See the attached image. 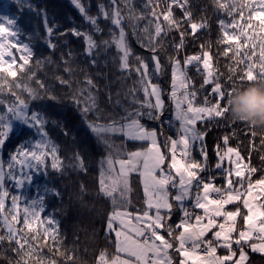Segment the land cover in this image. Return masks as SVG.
I'll use <instances>...</instances> for the list:
<instances>
[{
    "label": "snow or ice",
    "instance_id": "snow-or-ice-1",
    "mask_svg": "<svg viewBox=\"0 0 264 264\" xmlns=\"http://www.w3.org/2000/svg\"><path fill=\"white\" fill-rule=\"evenodd\" d=\"M161 0H143L137 7L135 0H68L73 16L67 12L56 14L52 22L47 21L48 8L39 9L29 6V11L40 17L41 23H47L44 35L40 38L47 40L49 55L38 57L35 63H56L63 68V73L57 74V85L72 87L73 50L61 51L58 60H53L60 45V37L75 38L83 43V55L87 62L96 67L101 48L107 52L114 48L116 55L113 64L119 72L118 79L123 82L125 74L131 76L134 72L138 79L125 98L129 96L128 105L121 103L119 93L113 101L109 92L107 102L119 107V113L113 111L103 123L88 122L87 129L92 133L105 132L112 136H121L123 142L139 143L140 147L128 150L126 155L123 148L112 149L116 145L105 139L104 144L109 153L101 166L106 163V170L99 174L97 188L101 186L100 177L104 172L109 173L114 183L111 194L107 197L112 204V211L106 221L107 236L115 239L122 233L131 237L124 244H117L113 257H108L111 264H187L189 260L199 264H250L247 250L264 255V220L257 223L256 229L245 225L252 207L260 209L264 214V168L258 169L242 155L239 145L231 146L230 141L236 135L224 134L222 143L216 145L215 169L223 177V185L217 186L216 175L209 163V153L206 144L213 126H221L226 119V103L232 87L225 82L219 72L215 60L211 67L206 59L211 58L209 51L205 55L203 45L193 54H184L186 48L185 34L178 32L179 39L174 40L173 51L167 53V71L161 61V50L167 37L165 27L176 24L177 16L174 9H180L182 19L188 21V30L193 37H199L204 30L210 31L206 19L200 21V27L193 23L192 0H166L167 8L160 9ZM15 7V12L12 9ZM95 9V11H93ZM201 12L204 9H200ZM24 12L23 0H0V64L10 67L18 76L16 84L20 87L19 70L29 71L33 64L35 52L30 43L19 44L18 38L23 34L19 16ZM79 19L82 23L77 24ZM227 22L219 19L218 27L224 28ZM143 34V35H142ZM135 37L141 48L150 53L148 57L136 54L132 49L129 37ZM31 40L32 37L29 36ZM16 42H13V41ZM19 53V62L15 53ZM134 61V63H133ZM27 62V67H26ZM107 64V62H105ZM194 68L201 77L199 89L193 83V77L188 75ZM169 76V90L165 92L161 83L153 82V76ZM257 77L259 73H255ZM242 83H250L246 75L241 74ZM42 89L49 90L43 80L37 78ZM138 85L139 87H136ZM208 86V87H205ZM199 90L206 93L210 90L212 98L207 95L198 99ZM143 93V99L137 93ZM30 100H22L18 96L5 104L4 113H0V151L13 135L14 125L20 124L26 129H34L40 137L39 141H25L10 155L8 168L16 165L22 168H36L40 163L45 165L47 156L51 155L52 168L63 171L64 165L58 155V147L50 142L48 135V117L44 115L49 105L30 102L39 101L38 92L27 90ZM174 106V119L178 122L176 136H167L163 132V120L166 108L164 99ZM70 103L74 105L85 120L93 114L96 120H101L105 113L100 107V96L91 76H86L79 87L70 93ZM148 119L161 124V129L149 127L142 121ZM64 137L71 136L70 127L62 128ZM164 136L161 140L160 137ZM249 142L255 147V138L247 132ZM74 139V138H73ZM198 146L199 158L193 156ZM69 166L77 168L85 161L84 155L77 149H70ZM179 154V158H178ZM264 159V157H262ZM227 160L229 167L224 166ZM35 162V163H33ZM117 165L119 166L117 168ZM0 161V192H7L3 181L5 176L16 181L17 187H22L23 179H17L12 171L5 173ZM87 173L88 168L84 167ZM260 172V175H256ZM136 174L143 186L145 207L134 215V223L140 227L125 228L116 217L124 213L126 219H133L132 211H124L125 196L131 193V176ZM30 181L31 177H27ZM175 190L174 192L172 190ZM48 194L62 198L63 193L58 188L46 189ZM151 193V198H149ZM84 188H81V196ZM214 194V195H213ZM104 195V193H101ZM18 197L13 196L14 201ZM230 199V203H224ZM44 196L34 199L29 210L40 213V220L45 221L49 228L58 231L55 226L58 221L55 216L46 217ZM251 201V204L247 203ZM190 202V204H189ZM217 202L224 204L223 208L214 209L211 205ZM228 205H233L228 208ZM119 210V211H117ZM179 212L178 220L174 214ZM236 219L233 220L232 216ZM27 218V216L25 217ZM239 218V220H238ZM0 218V223H4ZM190 245V247H189ZM220 249L223 252L220 253ZM203 251V257L198 253ZM182 257L183 259H180ZM100 257H97L99 260Z\"/></svg>",
    "mask_w": 264,
    "mask_h": 264
},
{
    "label": "trees",
    "instance_id": "trees-1",
    "mask_svg": "<svg viewBox=\"0 0 264 264\" xmlns=\"http://www.w3.org/2000/svg\"><path fill=\"white\" fill-rule=\"evenodd\" d=\"M139 7L143 0H135ZM95 3V0H93ZM193 3V23L200 27V21L206 19L210 25V31L204 30L199 37H193L188 30V21L181 20L182 13L176 8L173 11L177 16L176 24L166 26L167 37L161 50V61L165 64L167 71V53L173 51L171 45L174 40H178V32L185 34L186 48L181 55L193 54L199 51L201 44L205 54L211 52L210 63L215 60L217 68L226 83L232 85L228 90L231 92L228 99L241 86L240 75H246L250 81L264 78V0H192ZM239 4V6H237ZM24 12L19 16L20 27L23 34L18 38L19 44L30 43L35 56L29 71L19 70L20 87L16 84L18 76L14 74L10 67L0 64V100L5 104L11 102L15 97L22 100H30L27 90L38 92L39 101L31 100L33 104L44 103L49 105L44 115L48 117V135L50 142L58 147V155L64 165L63 171L59 168H52V157L47 156L45 165L40 163L39 171L34 168L25 169L16 165L13 169L8 168L10 155L15 154V150L25 141H39L40 137L35 134L34 129H26L20 124L14 125L13 135L0 151V161L3 162L5 173L12 171L17 179L25 182L22 187L16 186V181L5 176L3 181L7 192H0V218L5 221L0 223V264H108V257H113L116 252L115 238L107 236L105 227L106 221L112 211V204L106 195H101L97 182L101 170V161L105 160L109 149L105 147L104 141L116 145L112 149L113 155L116 149L123 148L124 154L128 150H135L140 147L139 143L128 141L126 144L119 135L112 136L108 133H92L87 129L88 122L103 123L108 115L113 111L119 113L121 108L113 106L107 102L110 92L113 101L119 99L124 105H128L129 96L125 98V93H129L138 79L133 72L131 76L125 74V79L121 82L119 72L113 64V57L116 55L115 49L110 48L105 52L100 50L96 67H92L83 55V43L75 38L60 37V45L53 60H58L61 51H67L68 47L73 50L72 65V87L67 88L57 85V74L63 73V68L56 63L44 62L35 63L38 57H47L49 50L46 39H42L47 23L42 24L40 17L29 11V6L45 9L48 8L47 21H53L56 14L67 12L70 16L74 13L68 5V0H23ZM167 8L166 0H161L160 9ZM200 9H204L203 12ZM15 12V7L12 9ZM95 11V9H93ZM227 22L224 28L218 27V20ZM77 24L82 23L78 18ZM143 35V34H142ZM29 36L32 39H29ZM132 49L136 54L148 57L150 53L141 48L135 37H129ZM13 42H16L15 40ZM15 53L19 62V53L16 49H11ZM107 62V64H105ZM134 63V61H133ZM27 67V62H26ZM255 73H259L257 77ZM65 76L68 73H63ZM188 75L193 77V83L199 89L201 77L196 74L195 69L189 70ZM86 76H91L95 82L100 96V107L104 110V117L96 120L93 114L88 115L85 120L77 111L76 107L70 103V93L81 85ZM43 80L45 85L51 86L50 91L42 89L37 82ZM159 82L164 87L165 92L169 90V76H153V82ZM139 87L138 85H135ZM208 87V86H205ZM207 95L212 98L210 90L206 93L199 90L198 99H203ZM138 98L143 99V93H137ZM167 102V95L164 97ZM226 103V101H225ZM170 107L165 108L163 117V132L167 136H176L178 122L172 119L169 113ZM5 105H0V113H4ZM228 107L226 105V112ZM149 127L161 129V124L148 119L142 121ZM70 127L71 136L64 137L62 128ZM250 131L255 138V147L249 142L247 132ZM236 135L231 139V146L239 145L245 162L258 169L264 168V136L257 134L255 130L246 124L234 123L227 119L222 125L213 126L206 137V144L209 153V163L213 173L216 175V185H223V177L219 170L215 169L216 145L222 143L220 139L224 134ZM74 138V139H73ZM161 140L164 139L162 135ZM79 150L85 158L82 165L77 168L69 166L70 149ZM193 156L199 158L198 146L193 151ZM35 163V162H33ZM104 166V165H103ZM84 167L88 168L87 173L83 172ZM257 176L260 172H257ZM27 177H31L29 181ZM84 194L81 196V188ZM58 188L62 193V198H57L46 192V189ZM13 196L18 197V201L13 200ZM39 196H44V206L46 208L43 216H55L59 222L55 229L49 228L45 221L40 220V213L36 210H29L28 205ZM124 210L133 213L143 210L144 197L142 186L136 174L131 176V193L129 198H124ZM27 216V218H25ZM180 213L174 214L173 220H178ZM100 257L97 260V257ZM250 264H264V256L250 252L248 254Z\"/></svg>",
    "mask_w": 264,
    "mask_h": 264
},
{
    "label": "clouds",
    "instance_id": "clouds-1",
    "mask_svg": "<svg viewBox=\"0 0 264 264\" xmlns=\"http://www.w3.org/2000/svg\"><path fill=\"white\" fill-rule=\"evenodd\" d=\"M226 105V119L246 124L258 135L264 136V78L241 86L226 101Z\"/></svg>",
    "mask_w": 264,
    "mask_h": 264
},
{
    "label": "rangeland",
    "instance_id": "rangeland-1",
    "mask_svg": "<svg viewBox=\"0 0 264 264\" xmlns=\"http://www.w3.org/2000/svg\"><path fill=\"white\" fill-rule=\"evenodd\" d=\"M206 59H207V62L209 64V67H211L210 58H207V55H206ZM167 106L170 107L169 113L171 114L172 119L175 121V119H174V111H173L174 106L171 104V102L168 99H167V102H166V107ZM103 133H105V132H103ZM224 166L225 167H229L230 166L228 164L227 160H225ZM118 167L119 166L117 165V168ZM106 168H107V164L105 163L103 168L101 167L100 172L102 170H106ZM25 169H27V168L25 167ZM100 179H101V186H100L101 193H104V195L109 196L111 194V191L113 190L112 187H111L113 185V183H114L113 179L111 178V176L107 172H104L103 175L100 177ZM141 186H142V184H141ZM172 191L174 192L175 190L173 189ZM142 194H143V197H144L143 186H142ZM125 198H129V196H125ZM149 198H151V193H149ZM230 202H231L230 199H226L224 201V203H230ZM247 203L251 204V201H248ZM144 207H145V199H144ZM211 207L214 208V209H220V208L224 207V204H221V203L217 202L216 204L211 205ZM227 207L228 208H232L233 205H228ZM117 211H119V210H117ZM124 211L127 212V210H124ZM135 214L136 213H133V219H126L125 216H124V213H120L116 217V219L119 220L121 223H123L125 228H131V229L139 228L140 224L139 223H134V215ZM232 219L235 220L236 217L233 215ZM238 220H239V218H238ZM261 220H264V214H261L259 208H256V207L253 206L252 210L248 214L247 219L245 220V225H247L251 229H256L257 223H259V221H261ZM112 234H113V236L115 238V233L113 232ZM130 240H131L130 236H128L126 233H122L120 235V237L115 239L116 251H117V244L118 243L124 244V243H126L127 241H130ZM189 247H190V245H189ZM222 252H223V249H220V253H222ZM247 252L249 254L250 252H253V251H251V249L249 248L247 250ZM253 253H257V252H253ZM258 254H260V253H258ZM180 259H183V258L180 257ZM108 264H111V262H109ZM187 264H199V262L195 261V260H193V261L189 260L187 262Z\"/></svg>",
    "mask_w": 264,
    "mask_h": 264
},
{
    "label": "built area",
    "instance_id": "built-area-1",
    "mask_svg": "<svg viewBox=\"0 0 264 264\" xmlns=\"http://www.w3.org/2000/svg\"><path fill=\"white\" fill-rule=\"evenodd\" d=\"M178 157H179V154H178ZM189 204H190V202H189ZM198 254H199L200 256H202V257H203V255H204L203 251H200Z\"/></svg>",
    "mask_w": 264,
    "mask_h": 264
}]
</instances>
